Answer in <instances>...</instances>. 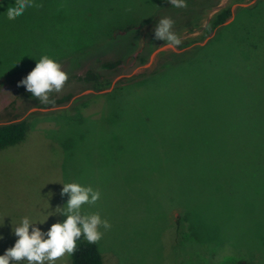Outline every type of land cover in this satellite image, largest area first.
Returning <instances> with one entry per match:
<instances>
[{
  "label": "rangeland",
  "instance_id": "rangeland-1",
  "mask_svg": "<svg viewBox=\"0 0 264 264\" xmlns=\"http://www.w3.org/2000/svg\"><path fill=\"white\" fill-rule=\"evenodd\" d=\"M214 1L35 0L9 20L15 0H0V124L29 123L0 149V255L22 218L45 232L63 222V184L78 182L101 193L82 210L112 225L97 243L104 264H264V0L233 4L211 35L164 50L201 46L156 76L101 91L79 79L117 59L131 73L137 54L164 44L161 18L181 42L199 37L231 0ZM45 54L69 76L50 97L72 95L53 107L18 86Z\"/></svg>",
  "mask_w": 264,
  "mask_h": 264
},
{
  "label": "clouds",
  "instance_id": "clouds-1",
  "mask_svg": "<svg viewBox=\"0 0 264 264\" xmlns=\"http://www.w3.org/2000/svg\"><path fill=\"white\" fill-rule=\"evenodd\" d=\"M177 8H186L187 0H169ZM35 0H15V4L7 9V18L15 20L31 7H42ZM175 21L170 17L159 19L154 28V38L164 41L163 46L175 47L181 43L177 33L173 31ZM69 79L61 62L50 55H42L29 74L18 82L37 98L40 103L55 104L50 99L52 93H60ZM68 194L66 207L60 208L59 214L66 217L63 222H56L45 232L36 226L37 221L22 218L21 223L14 228L18 237L13 247L0 255V264H55L65 255H73L78 248L77 242L82 234L89 244H97L104 233L111 229L108 219L102 218L99 211L84 212V205H95L100 199L99 189L84 186L78 182L63 184L61 195ZM39 221L40 223L45 222ZM31 226V231L29 228ZM2 238V237H0Z\"/></svg>",
  "mask_w": 264,
  "mask_h": 264
},
{
  "label": "trees",
  "instance_id": "trees-1",
  "mask_svg": "<svg viewBox=\"0 0 264 264\" xmlns=\"http://www.w3.org/2000/svg\"><path fill=\"white\" fill-rule=\"evenodd\" d=\"M219 0H215L211 5H215ZM246 0H231L229 4L220 8L209 20L207 25L203 30V34L199 37L185 40L181 42L178 47L179 48H187L193 45L195 42L204 39L206 36L211 35L216 28L221 26L225 21H227L233 13L232 6L235 3L244 2ZM205 6V5H204ZM201 46H194L192 48H188L181 52H177L174 50H170L168 53L163 51L160 55H164L162 60H160L155 68H143L136 72L134 75L130 77H122L116 82V86L134 83L136 81H143L150 77L156 76L157 74L169 69L171 67H175L181 64H184L194 58L200 50ZM152 50L147 52H140L136 55V65H142L148 62L150 58ZM103 68L106 70L104 72H93L89 70L86 75L81 76L80 80H85L90 83L88 88H92L94 91H101L107 89L112 86L113 78L115 75H120L123 73L122 70V60H109L104 62ZM30 93V92H29ZM31 94V93H30ZM92 94H87L76 99L75 102L81 101L83 98L91 96ZM72 95L65 96H57L53 95L50 99L55 100V104L43 105L40 107H53L56 105L64 104L71 99ZM29 130V123L27 119L17 120L9 123L0 124V149L17 144L23 141L27 135ZM77 251L71 255L72 264H104V260L102 254L100 252L98 244H89L85 239H80L78 242ZM235 264H256L247 259H240Z\"/></svg>",
  "mask_w": 264,
  "mask_h": 264
},
{
  "label": "water",
  "instance_id": "water-1",
  "mask_svg": "<svg viewBox=\"0 0 264 264\" xmlns=\"http://www.w3.org/2000/svg\"><path fill=\"white\" fill-rule=\"evenodd\" d=\"M244 5V4H242ZM169 47H165V46H160L158 48H156L151 54H150V58L148 60V62H146L145 64L139 65L137 66L131 73L128 74H121L118 77L115 78V80L112 82V87L116 84V82L121 79L122 77H130L132 75H134L136 72H138L139 70L143 69V68H149L150 66H152V64L154 63L156 57L158 56V54H160L161 52H163L164 50H166ZM175 48V47H172Z\"/></svg>",
  "mask_w": 264,
  "mask_h": 264
}]
</instances>
